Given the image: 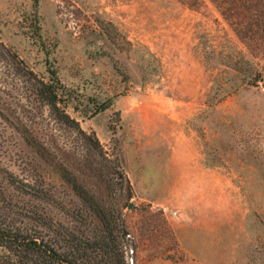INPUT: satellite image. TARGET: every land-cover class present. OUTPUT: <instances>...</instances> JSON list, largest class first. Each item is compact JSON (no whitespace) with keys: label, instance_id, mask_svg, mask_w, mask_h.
<instances>
[{"label":"rangeland","instance_id":"1","mask_svg":"<svg viewBox=\"0 0 264 264\" xmlns=\"http://www.w3.org/2000/svg\"><path fill=\"white\" fill-rule=\"evenodd\" d=\"M0 43L39 77L56 70L65 111L101 145L1 78L0 103L31 134L0 118L7 212L93 237L74 179L126 226L129 264H264V53L262 78L240 84L222 53L250 56L212 0H0Z\"/></svg>","mask_w":264,"mask_h":264},{"label":"trees","instance_id":"2","mask_svg":"<svg viewBox=\"0 0 264 264\" xmlns=\"http://www.w3.org/2000/svg\"><path fill=\"white\" fill-rule=\"evenodd\" d=\"M33 1L36 4L38 0ZM212 1L228 20L250 56L247 58L241 50L223 52L222 55L229 59L231 65L221 64L226 69L242 74L240 84H255L263 76V68L256 60L264 53V0ZM241 63L248 64V68L242 70L237 66ZM47 72V79L39 77L15 52L0 43V79L12 75L18 82L26 84L56 122L76 130L89 141L93 149L101 148L96 135L93 132L86 133L79 122L65 111L62 105L66 100L62 96L63 85L56 70L48 66ZM106 107L105 103L101 105V108ZM0 118L13 124L23 139L30 143V130L20 125L22 122L2 103ZM6 180L15 189L32 192L29 183L11 174L6 175ZM70 182L75 193L98 218V233L90 238L71 237V233L61 231L55 222L37 217L32 211H17V214L11 215L6 211L7 207L0 203V249L7 251L6 264H129L126 254L132 243H129L130 233L126 226L114 217H106L104 209L83 185L74 179ZM0 202H3L2 199ZM61 241H64V247Z\"/></svg>","mask_w":264,"mask_h":264}]
</instances>
